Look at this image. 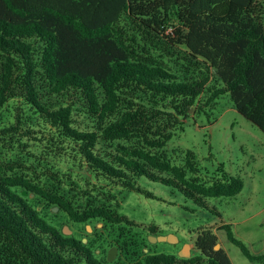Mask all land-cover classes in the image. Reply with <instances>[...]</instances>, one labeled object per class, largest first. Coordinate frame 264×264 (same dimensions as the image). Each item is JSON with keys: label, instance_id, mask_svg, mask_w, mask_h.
Returning <instances> with one entry per match:
<instances>
[{"label": "trees", "instance_id": "obj_1", "mask_svg": "<svg viewBox=\"0 0 264 264\" xmlns=\"http://www.w3.org/2000/svg\"><path fill=\"white\" fill-rule=\"evenodd\" d=\"M140 38L156 48L182 45L187 63L208 75H177ZM224 95L264 132V0H0V264H105L91 244L43 217L24 191L77 223L101 219L148 235L163 234L122 214L118 195L92 178L155 197L137 183L146 177L201 205L239 194L242 178L207 184L196 175L194 151L178 164L166 149L182 118ZM63 159L78 163L94 193L75 196L58 175L54 183L37 174L36 163L53 176ZM220 228L264 264L230 224ZM218 244L215 230L203 228L194 242L199 255L143 249L131 260L123 241L111 246L127 262L112 263L232 264Z\"/></svg>", "mask_w": 264, "mask_h": 264}, {"label": "rangeland", "instance_id": "obj_2", "mask_svg": "<svg viewBox=\"0 0 264 264\" xmlns=\"http://www.w3.org/2000/svg\"><path fill=\"white\" fill-rule=\"evenodd\" d=\"M138 42L179 76L196 78L208 75L205 67L197 68L194 64L187 63L184 47L180 44L156 42L159 46L156 48L143 38L138 39ZM186 67L190 68L189 73L185 72ZM214 83L213 78L208 86ZM208 96L209 92L206 91L202 99L206 101ZM203 105L205 110L196 112L197 110L192 109L187 118H182L167 144V153L171 160L180 164L184 162L186 151H194L199 167L196 175L207 184L228 175L242 178L245 185L239 194L209 197L201 205L177 188L146 177L138 178L137 183L153 192L155 197H147L136 191H121V187L113 188L104 181L92 178L95 183L104 185L106 190L111 189L118 195V199L122 201L119 209L122 214L144 227L157 226L159 233L163 235H175L177 239L173 242H155L145 228L126 227L122 232L119 226H104L101 219L77 223L61 208L55 209L54 205L48 204L44 199L28 193L25 196L43 217L66 235H75L91 244L105 264H115L112 262L117 257L120 258V263L127 262L125 253H119L118 249L114 260L108 259L110 250L114 248L111 245L122 244L123 241L129 242L128 246L122 247L130 249L131 260H140L143 249L148 252L150 250L152 254L180 255L187 244L191 255H199L201 252L194 249V242L203 228L215 230L232 264H261L249 260L240 247L228 239L226 230L220 227L230 224L234 235L252 254H264V132L235 109L228 95L212 100L209 105ZM36 166L37 174L46 177L47 182L57 183L54 178L58 175L63 188L72 195L78 196L77 191L83 193L86 189L90 190L85 173L78 167V163L64 159L57 162L56 169L53 170L57 174L53 176L45 166L37 163ZM79 195L81 196L80 192ZM121 235L125 236L124 240ZM136 253L139 256L133 257Z\"/></svg>", "mask_w": 264, "mask_h": 264}, {"label": "water", "instance_id": "obj_3", "mask_svg": "<svg viewBox=\"0 0 264 264\" xmlns=\"http://www.w3.org/2000/svg\"><path fill=\"white\" fill-rule=\"evenodd\" d=\"M28 192L27 191H24V194L26 195ZM32 196L34 195L33 193L31 194ZM55 209H58L59 207H54ZM151 237V239L153 240V241H155V242H157V241H169V242H173L174 241V239H177V237L175 236V235H151L150 236ZM86 241H87V239H86ZM188 245L189 244H187L186 246H185V248L182 250V252L180 253V256L181 257H190L191 256V251L189 250V248H188ZM221 247V245L220 244H218L217 246H216V248H220ZM117 248H112L111 250H110V253H109V257H108V259H109V261H112V260H114V258L116 257V255H117ZM183 252H184V254H183Z\"/></svg>", "mask_w": 264, "mask_h": 264}, {"label": "crops", "instance_id": "obj_4", "mask_svg": "<svg viewBox=\"0 0 264 264\" xmlns=\"http://www.w3.org/2000/svg\"><path fill=\"white\" fill-rule=\"evenodd\" d=\"M220 245H221V243H220ZM181 252H182V251H181ZM181 252H180V253H181Z\"/></svg>", "mask_w": 264, "mask_h": 264}]
</instances>
